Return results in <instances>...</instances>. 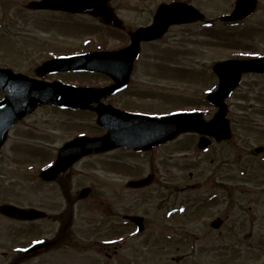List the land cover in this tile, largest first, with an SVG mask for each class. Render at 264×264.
<instances>
[{"label": "rangeland", "instance_id": "obj_1", "mask_svg": "<svg viewBox=\"0 0 264 264\" xmlns=\"http://www.w3.org/2000/svg\"><path fill=\"white\" fill-rule=\"evenodd\" d=\"M166 1L169 0H163ZM160 2L122 0L115 1L113 6L120 19L131 27L148 21ZM190 2L212 24L174 28L168 36H173V45H144L130 87L104 103L121 110L157 115L195 110L204 113L205 104L201 99L217 82L216 77L207 72L208 68L223 59L264 56V0H259L250 18L225 25L218 24L219 17L230 14L236 0ZM6 3L5 8H0V67L15 72L35 77V69L47 59L73 53L116 50L128 40L123 34L109 35L101 24L98 23L99 26L94 20L78 15H43L38 20H50L56 28L49 25L36 27L34 23L22 20L18 8L12 7L13 1L7 0ZM13 22L18 25L11 24ZM59 27L66 33H59ZM176 36L179 39L175 40ZM182 36L185 38L180 39ZM168 37L164 42L169 41ZM172 63L178 64V70L171 72L173 69L169 65ZM44 79L90 87H105L112 83L108 76L98 73H64L48 75ZM2 97L0 93V100ZM228 105L233 131L229 143L216 145L207 154L197 148V139L184 137L153 154L139 156L116 150L89 156L63 174L68 183L65 191L58 181L42 182L40 172L54 162L58 149L68 140L78 135L102 136L106 130L97 126L96 114L92 111H61L49 106L38 108L10 131L1 151L0 203L42 207L55 215L54 220L41 223L47 229L41 234L55 239L59 227L55 219L58 214L63 215L61 223L69 224V228L60 244L65 242L66 245L61 247L58 244L60 251L53 247L51 250L55 251L45 255L56 264H240L242 260L250 263L256 248L259 264H264V195L261 193L264 191V157L259 161L253 158V149L264 145V77H244L239 91ZM206 110L211 118L213 110L207 107ZM240 169L249 170V176L239 177L236 171ZM224 171L229 176L219 181L218 174ZM149 174H154L156 179L151 186L142 189L127 186L129 181ZM220 187H225L226 192ZM239 187L246 190L240 194ZM86 188L90 189V194L79 199L80 192ZM213 190L221 197L218 204L208 205L207 196ZM182 200L189 202L187 213L177 215L169 224L172 227L178 224L179 228L187 224L189 241L162 238L160 245L149 250L147 259L142 260L140 250L146 240H153L150 235H164L161 226L163 232H174L164 222V214ZM227 201L257 203L250 215L242 219L239 210L233 209V203L227 208L220 205ZM193 202L198 204L196 209ZM224 212L230 213L231 222L241 218L248 233L251 225L246 226L247 220L256 219L253 233L257 235L238 241L243 231L233 232L234 241L228 244L222 256L213 252L218 250L221 242L218 232L204 231L205 226L201 224L220 216L223 218ZM126 214L145 216L149 229L144 236L130 238L138 232L130 225H122V216ZM155 219L163 225L158 227ZM155 228L160 232L153 231ZM178 233H184L182 228ZM118 237L127 241L119 252L115 251L118 257L107 262L104 257L106 249L100 251L98 243ZM113 250L109 251L110 254ZM173 256L181 259L172 260Z\"/></svg>", "mask_w": 264, "mask_h": 264}, {"label": "water", "instance_id": "obj_2", "mask_svg": "<svg viewBox=\"0 0 264 264\" xmlns=\"http://www.w3.org/2000/svg\"><path fill=\"white\" fill-rule=\"evenodd\" d=\"M47 7L74 4L75 0H48ZM60 1V2H59ZM109 0L77 1L79 12L90 13L101 21L116 25L114 15L108 9ZM47 2V1H46ZM257 0H237L231 16L222 18L224 21H236L249 17L256 8ZM202 15L192 6L175 3L159 8L155 22L151 27L139 29L132 34L133 44L128 48L114 53H92L64 59H53L40 66L36 73L45 76L47 73L60 71L84 70L100 72L109 75L114 84L100 89L79 88L62 84L61 82L45 83L34 80L11 70L0 69V90L5 98L0 102V151L8 138L10 129L24 117L31 114L38 106L54 105L75 110L93 109L98 114V124L107 130L101 137H79L60 149L56 163L45 170L41 177L46 181L56 180L81 158L112 149L125 147L136 151H148L174 140L182 133L194 132L210 135L218 141L231 137L229 122L225 119L227 109L223 100L239 85L244 73H264V58L249 61H228L215 66L214 70L220 79L219 89L209 96L210 101L220 108L213 120L206 122L203 115L177 114L170 117H146L129 114L99 103L125 87L130 80L133 65L143 41H151L163 36L170 25L198 21ZM99 103L95 108L90 105ZM208 144L201 141L200 147ZM153 177L130 183V186L140 188L149 185ZM89 193L83 191L81 198ZM2 211L11 216L24 219H36L44 216L34 210H21L4 206ZM141 225L139 218H132ZM34 249V248H33ZM31 249V250H33ZM36 250V249H34ZM33 252V251H32Z\"/></svg>", "mask_w": 264, "mask_h": 264}, {"label": "flooded vegetation", "instance_id": "obj_3", "mask_svg": "<svg viewBox=\"0 0 264 264\" xmlns=\"http://www.w3.org/2000/svg\"><path fill=\"white\" fill-rule=\"evenodd\" d=\"M10 1V0H9ZM13 1L15 4L12 7H16L18 8V15L23 18L22 20L25 21H30L31 23H34L33 25H38V26H53L54 28H56V26H54L52 23H50V20L47 19H42V20H38L40 17H42L43 15H68V16H74V15H78V14H73V13H69L67 11L64 10H57V9H48V8H41L38 3L44 1V0H11ZM115 1H122V0H112L111 5L114 8V10L116 11V7L113 6ZM145 1H149V0H145ZM172 1H186V2H190L191 0H169L168 2H172ZM7 0H0V8H5L7 5ZM160 5V4H159ZM158 5V6H159ZM158 6L156 7L155 11L157 10ZM9 7V5H8ZM118 11V10H117ZM116 11V13H117ZM154 12H151L152 17H150V19L146 22H143L142 24L139 25H131V27H128V25L125 26V29L122 31H119L120 33H122L123 35L129 37L130 33L132 31H135L136 29H138L139 27H146L149 26L152 22H153V18H154ZM146 13V10H144V14ZM81 16V15H78ZM13 25L18 23H11ZM51 24V25H50ZM16 25V26H17ZM36 26V27H38ZM15 28V27H14ZM175 27H171L168 29L167 34L162 37L161 39L157 40V41H153V42H148V43H143L142 45H173L174 41H172V37H168L171 33V31L174 29ZM59 33L65 32L66 31L59 27ZM68 33V32H67ZM71 34V33H70ZM75 35V34H74ZM166 37H168L169 41L164 42L163 40L166 39ZM174 39H178V37H174ZM42 44H46V43H42ZM128 44V43H127ZM48 45V44H46ZM126 45V44H125ZM157 70L159 71V68H157ZM264 155V151L262 154L260 155H253V157L258 158ZM223 190L226 192L225 187L220 188V190ZM242 189V188H241ZM239 192V191H238ZM1 195V193H0ZM231 203L233 206V209H238L239 210V215L242 216V219L245 218V216H249L250 215V211L254 210V205H256V203H235V202H224L223 205L224 207H226L227 205H230ZM3 204V203H2ZM0 204V206L2 205ZM21 207H25V208H36L34 206H21ZM38 209L43 210L44 208L42 207H38ZM232 209V207L230 208ZM253 215H255V213H252ZM223 218H221V227L218 230L219 233V237H220V241H221V249L220 252L223 256V252L226 250L227 244L226 242L231 239V241H234L233 239V232H238L240 229L243 231L242 234H240V236L238 237V241L241 239H248V238H254L257 234L253 233L254 230V225L257 222L256 219H249L247 220L248 225H251L250 228V232L248 233V231L246 230L245 224H242L241 218L235 222H231V216L230 213H225L223 214ZM57 219H55L56 222H58V230H57V237L56 239L50 238L48 237L47 234H41L42 233H46L47 229L44 227V225H41V223L43 222H50L52 220H54L55 215H50L49 217L45 218V219H38V220H33V221H23L20 219H16V218H10L4 215L0 214V264H56L55 262H50L48 260V258L45 257V255L50 254V252L53 251H60L59 249H57L58 247H60V243L62 242L61 240L64 241L67 230L69 228V226L63 222L61 223V215L58 214ZM61 217V218H60ZM245 221V220H244ZM41 226H40V225ZM157 224V223H156ZM177 224V223H176ZM160 225H163L161 223L158 224V227ZM187 225V224H186ZM133 226V225H132ZM170 226V225H169ZM162 227V226H161ZM160 227V230H162V228ZM173 231L177 232L178 229L175 227H172ZM149 226L148 224H145V232L144 234H142V236H144L146 234V231H148ZM156 229V228H155ZM153 229V231L155 232H159L160 230L158 229ZM184 233H176V234H152L150 235V237L153 238V240H146L145 243L142 245L140 252H141V258L143 259H147V253L149 250H152L156 247H158L160 245V242L162 241V238H165L167 240H172L171 237L172 236H180L182 238V240L184 242L189 241V237L190 234L186 231V229H183ZM214 231V230H213ZM36 235H42L40 237H37ZM189 236V237H188ZM158 237H161L160 239H158ZM11 238V239H9ZM156 238V239H155ZM38 241H44V244L42 245L44 247V250L40 251L37 254L31 255V254H27L26 250H28L29 248H31L36 242ZM174 241V240H172ZM60 244V245H58ZM58 245V246H57ZM66 243L63 242L61 247L65 246ZM252 245H250L251 247ZM56 247L55 250L51 248ZM120 247V246H118ZM254 249L255 246L253 245ZM114 245H108L106 247H103L100 251H104L105 249H108L107 251H104L105 256L108 259H112L113 258V253L114 251H116V249H114ZM114 249V250H113ZM241 249V248H240ZM110 250H113L112 254H110ZM256 254L253 255V258L251 260L250 263H246L247 261L242 260L239 261L240 264H259V260H258V249L256 248ZM52 251V252H53ZM241 258V257H239ZM150 259V258H149ZM145 261V260H144ZM146 264V262H145Z\"/></svg>", "mask_w": 264, "mask_h": 264}]
</instances>
